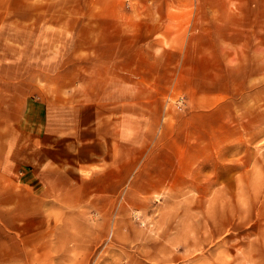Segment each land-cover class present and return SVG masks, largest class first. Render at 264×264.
<instances>
[{
  "label": "rangeland",
  "instance_id": "rangeland-1",
  "mask_svg": "<svg viewBox=\"0 0 264 264\" xmlns=\"http://www.w3.org/2000/svg\"><path fill=\"white\" fill-rule=\"evenodd\" d=\"M10 76L35 115L83 134L113 117L117 158L118 119L138 116L130 175L145 159L157 179L75 212L4 201L0 264H264V0H0L2 90Z\"/></svg>",
  "mask_w": 264,
  "mask_h": 264
},
{
  "label": "crops",
  "instance_id": "crops-1",
  "mask_svg": "<svg viewBox=\"0 0 264 264\" xmlns=\"http://www.w3.org/2000/svg\"><path fill=\"white\" fill-rule=\"evenodd\" d=\"M6 81L9 82L8 90H2L0 86V210L4 201L14 200V209L23 208L24 194L27 210L44 209L30 205L34 204L35 198L41 197L43 203L64 202L75 212L78 205L91 201L94 194H112L115 180L124 183L129 178L130 185L138 182L144 187L153 183L150 182L151 176L157 179L155 173L150 175L146 171L143 175L141 172L146 167L145 159L137 161L138 170L130 175V164L132 168L136 163L130 154V146L138 143L136 136L144 127L138 116L133 117L129 111H123L118 119L117 144L121 147V157L117 158L113 117L108 120L111 131L106 128L104 132L83 134L81 124L75 118L72 123H67L64 111L56 107L51 110L49 105L38 106L36 108L41 113L35 115L33 101L19 102V97L29 99L30 93L22 85L26 81L25 76L11 77ZM110 112L113 114V108ZM95 129L98 130L97 127ZM72 130L76 136L69 137ZM67 142H72V151L67 148ZM115 161L121 164L117 175L114 173ZM3 175L14 182L24 179L25 187L20 191L10 187L6 191Z\"/></svg>",
  "mask_w": 264,
  "mask_h": 264
}]
</instances>
